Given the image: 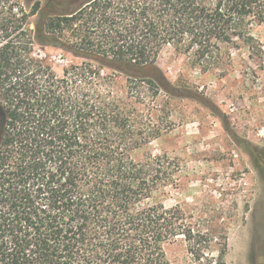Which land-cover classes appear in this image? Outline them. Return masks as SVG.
Wrapping results in <instances>:
<instances>
[{"label":"trees","instance_id":"1","mask_svg":"<svg viewBox=\"0 0 264 264\" xmlns=\"http://www.w3.org/2000/svg\"><path fill=\"white\" fill-rule=\"evenodd\" d=\"M263 21L264 0H0V264H169L178 241L184 264H226L224 238L155 201L174 172L134 159L162 134L138 106L197 97L158 68L165 48L203 71L235 51L264 66ZM35 46L82 61L57 77Z\"/></svg>","mask_w":264,"mask_h":264},{"label":"rangeland","instance_id":"2","mask_svg":"<svg viewBox=\"0 0 264 264\" xmlns=\"http://www.w3.org/2000/svg\"><path fill=\"white\" fill-rule=\"evenodd\" d=\"M253 34L264 52V21ZM33 56L57 77L82 61L49 46H35ZM257 61L235 51L225 72L203 71L165 48L158 68L171 85L197 97L161 94L153 105L138 106L162 134L135 151L134 159L165 155L174 172L172 184L155 201L180 206L204 231L213 230L214 241L225 239L226 264H264V66ZM118 85L115 92L122 98ZM165 253L169 264L188 259L181 241L168 245Z\"/></svg>","mask_w":264,"mask_h":264},{"label":"water","instance_id":"3","mask_svg":"<svg viewBox=\"0 0 264 264\" xmlns=\"http://www.w3.org/2000/svg\"><path fill=\"white\" fill-rule=\"evenodd\" d=\"M5 116L3 114V112L0 110V137L3 131V127H4V122H5Z\"/></svg>","mask_w":264,"mask_h":264}]
</instances>
